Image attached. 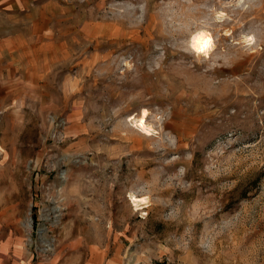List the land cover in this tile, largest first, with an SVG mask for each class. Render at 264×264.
Wrapping results in <instances>:
<instances>
[{"label": "rangeland", "instance_id": "1", "mask_svg": "<svg viewBox=\"0 0 264 264\" xmlns=\"http://www.w3.org/2000/svg\"><path fill=\"white\" fill-rule=\"evenodd\" d=\"M0 264H264V0H0Z\"/></svg>", "mask_w": 264, "mask_h": 264}, {"label": "bare ground", "instance_id": "2", "mask_svg": "<svg viewBox=\"0 0 264 264\" xmlns=\"http://www.w3.org/2000/svg\"><path fill=\"white\" fill-rule=\"evenodd\" d=\"M249 42V41H248ZM189 45L196 54L207 55L213 48L212 36L208 31L202 29L194 33L190 39ZM147 112L143 110L139 118H132L131 121L141 132L149 134L151 126L146 123ZM144 200H140L142 202Z\"/></svg>", "mask_w": 264, "mask_h": 264}]
</instances>
